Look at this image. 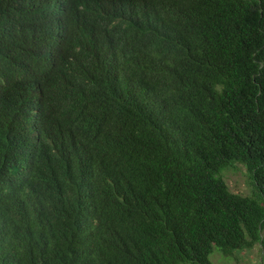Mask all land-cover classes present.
<instances>
[{"label":"trees","instance_id":"16d2710c","mask_svg":"<svg viewBox=\"0 0 264 264\" xmlns=\"http://www.w3.org/2000/svg\"><path fill=\"white\" fill-rule=\"evenodd\" d=\"M257 245L264 0H0V264Z\"/></svg>","mask_w":264,"mask_h":264},{"label":"rangeland","instance_id":"374dc122","mask_svg":"<svg viewBox=\"0 0 264 264\" xmlns=\"http://www.w3.org/2000/svg\"><path fill=\"white\" fill-rule=\"evenodd\" d=\"M222 177L227 183L229 189L236 193L251 195L253 185L247 173L246 167L241 163H235L233 166L222 172ZM210 259L214 264H264L261 247L257 245L251 250H238L232 255H224L215 250Z\"/></svg>","mask_w":264,"mask_h":264}]
</instances>
